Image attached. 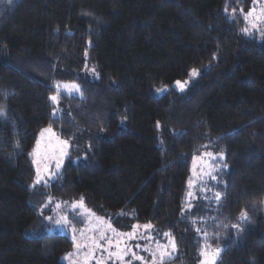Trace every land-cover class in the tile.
Listing matches in <instances>:
<instances>
[{
    "label": "trees",
    "instance_id": "1",
    "mask_svg": "<svg viewBox=\"0 0 264 264\" xmlns=\"http://www.w3.org/2000/svg\"><path fill=\"white\" fill-rule=\"evenodd\" d=\"M251 6L0 0V264H63L73 244L47 233L49 197L83 198L123 231L151 223L175 236L187 264H197L204 232L223 246L217 264H264V40L241 31ZM192 68L199 75L179 91ZM58 81L83 95L62 94L54 118ZM49 126L71 142L69 154L54 182L33 188L29 153ZM205 151L222 153L212 163L227 168L198 233L186 199L193 156Z\"/></svg>",
    "mask_w": 264,
    "mask_h": 264
},
{
    "label": "snow or ice",
    "instance_id": "2",
    "mask_svg": "<svg viewBox=\"0 0 264 264\" xmlns=\"http://www.w3.org/2000/svg\"><path fill=\"white\" fill-rule=\"evenodd\" d=\"M11 3V0H8ZM254 4L259 3L260 7L257 10L256 7L251 8L248 12L244 13L241 10L243 19L246 23V27L241 29L242 33L248 37H254V34H258L261 40H264V2L262 0H253ZM227 11V8L225 9ZM236 10H232V19H235ZM94 72L95 69H92ZM189 80H176L175 88L183 92L190 80L199 75V71L196 68H192L188 73ZM53 93L49 99L53 105L52 116L57 118L58 106L62 94L83 95L82 89L79 84L75 82H55L52 85ZM159 92L168 91L167 87L158 89ZM7 114L4 110H0V120H7ZM159 127V123L157 124ZM71 142L69 140L61 139L52 129L51 126L44 128L39 133V138L36 140L35 147L29 153L32 158V163L35 166V179L32 187L35 188L38 185L47 186L48 182L53 178H58L60 168L64 162V159L69 154ZM19 147V144L16 145ZM207 147V146H205ZM207 157L208 159H205ZM223 161V154H213L206 152L201 155H194L192 162L193 177L189 179V189L195 187L196 181L202 182V191L211 192L212 188L207 186V181L204 180L208 177L212 181H218L216 173L221 170V167L227 168V164L222 165L213 164L212 161ZM189 197H193L194 193L189 191L187 194ZM214 199L219 202L222 199L220 192H213ZM48 203H52L51 197L48 198ZM47 207V205H45ZM56 210L61 209L59 203L56 204ZM71 208L73 212L80 210L86 217L89 218V231L93 233L92 236L87 237L88 243H80L76 240L77 229L73 225L72 221L69 220L67 214H61L59 219L55 221L58 226L66 229H71L73 236V244L77 250L76 254H68L64 259H71L77 255L82 248H86L87 251L83 253L82 259H71V264H106L108 260L119 261L121 264H133V261H140V264H169V261L173 259V253L177 250V245L174 237L169 232L163 233V237L167 240V243L161 244L156 236L152 234L154 226L151 223L144 225L135 224L132 226L130 232H118L112 224L101 217H97L90 209L84 206L83 198L78 202L72 203ZM190 210V204H189ZM43 214V211H41ZM247 216L245 210H241L239 218L244 219ZM48 220H52L53 217H46ZM195 223V222H194ZM233 228L238 225L233 224ZM200 232V229H196ZM111 234V235H109ZM81 237H84V232L80 233ZM207 232L203 233L205 237V243L200 248L199 255L201 257L200 264H217L220 256L221 249L213 247L207 242ZM134 239H147L150 243H155V248H151L148 245H135V248L141 251L148 252L150 260L144 256L138 254L137 251L133 250V247L128 243ZM100 252L101 256L98 258L96 253ZM106 253V255H103Z\"/></svg>",
    "mask_w": 264,
    "mask_h": 264
},
{
    "label": "rangeland",
    "instance_id": "3",
    "mask_svg": "<svg viewBox=\"0 0 264 264\" xmlns=\"http://www.w3.org/2000/svg\"><path fill=\"white\" fill-rule=\"evenodd\" d=\"M14 1L17 2L18 0H14ZM262 2H264V0H262ZM253 7H256L257 10H258L259 7H260V4L259 3L254 4L253 3V0H252V6H251V8H253ZM188 86L189 85H187V87ZM73 95L80 96L79 94H73ZM38 138H39V135H38ZM69 150H70V148H69ZM206 152H210V151H205L203 153H206ZM66 158L64 159V162H65ZM205 159H208V158L205 157ZM64 162H63V164H62V166L60 168L59 174H61V172L63 170ZM192 177H193V171H192V168H191V177L190 178H192ZM55 180H56V178L51 179L48 182L47 185H49L50 183L54 182ZM204 180L207 181V186H210V187L212 186V183H213L212 180H210L208 177H205ZM38 186H40V185H38ZM38 186H36V187H38ZM189 191H192L194 193V196L193 197H189L187 195V199H186L187 200L186 214L188 216L187 218L190 220V223H193L194 224V227L197 229L198 228L197 227V224H199L198 222H200V220H204V219H199V218L200 217H203L204 211L208 208V205L210 204L209 201H208L207 196L210 195L209 193H211V192H204V191H202V182L201 181H196L195 187H193L192 189H189V186H188L187 194H188ZM51 200H52V203H47V207L42 208V210L46 208V211L47 212L49 211V213H50L48 216L53 217V219L51 221L48 220V219H45L46 222H47V224H48V226H49L48 227V230H47V233L48 234H60V235L67 236L70 239V241L72 242V244H73V240H72L73 233H72L71 229H66L64 227L58 226L55 223V221L57 219H59V216L61 214H67L68 217H69V220L72 221L73 225L77 229V232L75 234L76 235L77 242H80L82 244L88 243L87 237H90V236L93 235V233L89 231V227H90L89 222H88L89 218L86 217L80 210H77V211L73 212V210L71 208V204L72 203H75V202H61V201H56L53 198H51ZM76 202H78V201H76ZM57 203H59L61 205V209L60 210H56V207L55 206H56ZM189 204H190V210H189ZM84 206L86 208H88L85 204H84ZM204 206H207V207H204ZM88 209H90V208H88ZM90 210L93 213H95V215L97 217H101V218L105 219L106 221L110 222L112 224V226L117 229L118 232H130V231H132V227L128 231H123L121 228H119V227H117L115 225V223L113 222V220L106 219V218L100 216L94 210H92V209H90ZM199 213H200V216H194V215H197ZM139 225H141V224H139ZM81 232H84V237H81V235H80ZM198 233H201V231L198 232ZM152 234L156 236V239H158L161 244L167 243V240L163 237V235H158V233H156L155 228H153ZM109 235H111V234H109ZM173 237H174L175 242H176V245H177V250H176L175 253H173V259H171L169 261V264H187V261L184 260L185 256H182L183 254L180 253V245H179L178 241L176 240L175 236H173ZM128 243L130 244V246L133 247V250H135V251L138 252V254L144 256L148 260L151 259L149 257L148 252H144V251H141L140 249L135 248V245H137V244H140V245H148L149 247H151V248L154 249L155 248V243L154 242L150 243L147 239H134V240L129 241ZM213 247H218V248L221 249V252H220V256H221V254L223 252V246H213ZM86 251H87L86 248H82L80 250V252L77 255L73 256L71 259H82L83 258V253L86 252ZM76 253H77V250H76V248L74 247V244H73V249L69 253H67L66 255H64L62 257L61 262L63 264H71V259L66 260L64 258L68 254H76ZM96 255L99 258L101 256V253L100 252H97ZM103 255H106V253H104ZM220 256H219L218 260L220 259ZM200 261H201V257L199 256V258L197 260V264H200ZM217 263H218V261H217ZM93 264H95L94 261H93ZM106 264H121V262H119V261H113V260H108L106 262ZM133 264H140V261H133Z\"/></svg>",
    "mask_w": 264,
    "mask_h": 264
}]
</instances>
